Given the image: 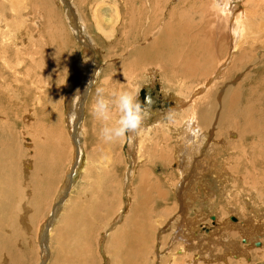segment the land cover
<instances>
[{"label": "bare ground", "instance_id": "bare-ground-1", "mask_svg": "<svg viewBox=\"0 0 264 264\" xmlns=\"http://www.w3.org/2000/svg\"><path fill=\"white\" fill-rule=\"evenodd\" d=\"M58 1L60 3V0ZM77 1L75 0L76 4L73 3V0L68 2L71 3L69 8L71 15H74V24L70 23L69 18H66L68 29L77 37L80 48H82V60L71 64L74 68L67 78L68 88L72 95H75L73 99L71 95L69 96L68 111L65 109L66 122L69 124L70 132L60 131L61 133H57L61 134L60 138L56 137L58 139L50 140L55 134L51 130L49 132V129L45 127L47 119L44 117L39 129L31 128L33 137L31 140L38 150L35 161L37 163L28 160L27 149L25 150L24 146L21 145L22 143L20 144V137L25 136L23 132L20 133V129L23 125L29 126L28 122H31L32 125V121L29 119L35 121L37 117L32 113L30 116L23 109L20 114L13 113L14 109L9 110L8 108L15 101V98L8 93L7 95H0V105L1 103L4 105L0 108V114L3 118L0 120V264H21V255H17L20 250L18 246L20 247L25 239L29 240L27 234L30 231L34 233L35 239H37L41 224L51 214L52 222L58 221L56 226L50 229V216L42 228V234L46 233L44 240L46 242L41 246L43 258L40 264H45L46 258L51 256L50 252L52 256L55 253L57 257L55 264H88L89 260L92 262L90 242L87 244L88 247L81 245L82 236L84 237L86 233H83L84 229L77 232L75 230L74 234L80 236V239H76L77 241L73 238V241L67 242V238L65 242L63 238L65 232L70 233L72 231L71 229L75 226L77 219H80V215H83L84 212L85 215L92 218L93 211L80 210V203L83 201L81 194L85 189L79 190V186L84 179L83 183L88 188L92 183L91 179L94 183L101 173L99 171L98 174L97 169L96 175L90 174L89 167L93 166L94 159L91 155H86L83 134L84 122L80 121L83 115L81 110L78 112L76 109L80 102L83 104L87 93L90 91L89 97L92 91L91 85H95L98 81L103 66L100 64L97 71L96 69L93 70V54L98 55L97 51L101 54V51L95 46L86 30L87 25L84 22L87 19L85 15L77 12V8L86 11L84 8L87 9L89 6L91 10L93 9V16L90 15L93 17L92 20H96L95 29L101 33H105L106 26H109L108 14H105L106 9L112 11L109 18L113 20V29L120 37L119 44H122L124 51L126 49L124 63L121 62L123 63L122 67L125 68L124 74L129 76L130 81L140 79L138 73L146 71L148 68L149 83L156 86L157 81L160 82L163 95H175L173 97L176 98L175 101L180 107L182 103L187 104L188 102V100L187 102L181 101L180 96H188L190 86L193 87L194 84L198 83L199 85V82H204L203 84L200 83L201 86L194 88L197 89L196 94H194L197 96L190 101L192 102V114L190 116H187L188 112L186 111V113L173 111L167 116L164 113L165 118L159 117V120L162 119L161 122H165L168 117L170 120H174L155 129L153 124L148 125L144 119L136 117L138 113L135 114L136 120L132 134L138 136V140L136 139L135 154L133 153L134 155L131 156V158L134 157L133 170H130L132 173L129 176L128 188L125 189L123 186L120 189L119 202L120 198L121 202L116 201L120 204L119 206L123 205L126 211H122V208L118 207L120 208L117 212L118 215L112 219L110 224H106L105 229L103 228L99 233L101 236L102 233L110 231L103 235L106 238L109 234L108 240H106L109 251L105 253V255L109 254L110 256L109 258L106 256L107 264H112V261L113 264H157V262L159 264H257V261H262L264 264V109L259 105L250 104L251 91L257 88L254 86L252 90L247 87V90L244 88L249 94L244 93L243 95L242 93L244 97L249 96L245 101L240 94L243 91L242 83L234 85L231 79L233 74L241 77L248 72L246 65L251 68L250 64L253 65L255 62L257 48L259 50L261 48V40L264 43V22L260 19V21L258 20L260 24L257 23V17L253 13L256 8L253 9L249 4L254 0H110L109 5H105L102 0H93L92 4H90L92 0ZM255 1L261 2L258 4L254 2L255 7L264 8V0ZM239 2L243 3L245 13H236L241 9ZM2 3L6 6L5 1L0 2V36L4 34L3 29L7 28L11 44L12 42V45L16 44L14 45V52L16 55H20L25 49L26 42L35 41L32 36L35 34L29 31L31 28L26 31L28 25V23L24 24L27 22L26 20H23V25L16 27V29L12 28L10 26L12 23L8 22L5 13H3L5 6ZM11 4L13 5L12 1ZM73 4L76 5V9H74ZM262 14L264 13L262 12ZM201 17L204 18L201 19ZM116 20L120 22L119 25L118 22H115ZM89 26L93 27L92 24L88 23ZM120 32L123 34L120 35ZM40 45L43 46V44ZM4 52L3 43H0V66L3 64V68L4 65L5 67L9 65L5 63L6 61L4 62V58L1 60L2 57H5V55L3 56ZM34 52V49L33 51L28 50L29 59L35 60ZM199 52H203V54H199ZM248 56L250 58L246 64H240L244 63ZM207 58L208 60L216 59L215 63L212 61L215 64H213L215 69L211 72L209 70L212 67L205 65L207 64L206 61L208 62ZM103 63L105 66L104 61ZM257 63H260V60ZM180 64L182 66H178ZM199 65L202 67L204 65L207 69L203 67L204 69L200 68L201 70L195 72L196 66L201 67ZM9 67L11 71V66L9 65ZM108 68L110 69V67ZM2 73L0 69V76ZM258 86L256 84L255 87ZM6 88L4 89L6 90ZM142 93H144V104L151 105L152 103V98L147 96L145 90H142L139 96H136L135 101V105L141 110L144 104L140 106L141 104L137 100ZM32 106L34 108L33 103ZM104 110L101 109V112ZM101 112L100 114H102ZM107 113H109L112 122L114 118L111 115L115 113ZM175 114L178 115L173 117ZM115 117L116 119L120 117V119L114 120V124L108 122L112 125L108 126L107 136L118 133L119 141V132L121 131L123 144L125 142L123 135L125 118L123 113ZM179 118H183V120L181 121ZM152 128L155 129L154 133ZM27 129L24 130L27 131ZM48 134L49 136L52 135L49 138L50 142H46ZM64 134L67 135L64 137ZM63 138H66L64 139L65 142ZM128 139L130 140L129 137ZM25 141L28 144L30 137L29 140ZM131 145L133 144L131 143ZM50 147L54 149L53 152L48 151ZM66 149L69 151L68 154H71V158H69L67 167L62 169V180L58 183L53 176L51 178L48 168L50 166L52 168L50 164L55 158L60 160ZM48 153L51 154L48 155ZM84 155L87 156L88 161L82 171L83 178L80 179L79 184L78 182L75 184L74 181V175L77 176L79 170H76L75 174L73 171L70 172L66 187L60 188V198L57 199L56 203L50 201L52 195L59 189L61 181L65 179L73 159L77 161L75 166L82 165ZM111 158L112 150L109 147L103 158L106 163L101 168V170L106 171V178L111 177V171L108 168L114 163ZM118 158L124 167L121 154ZM201 158L203 159L200 161ZM61 161H58L60 167ZM58 162H56L57 165ZM153 163H159L158 166L162 170L167 169L166 166L168 165H179L178 171L176 170L178 175H174L175 172L171 173V171V176H167V185L165 186L166 183L160 182V189L158 192L156 191L157 195L153 197L152 201L143 199L142 202H138L136 199L140 197V194L142 197L149 189V185H147L148 176H150L148 170ZM75 166L73 165L74 168ZM137 167L139 168L136 175ZM118 169L121 168L118 167ZM47 170L48 172H46ZM151 171L153 172L154 169ZM44 174L47 176L42 181L39 175ZM113 175L115 176V174ZM135 175L136 178H134ZM134 179L139 180V186L136 185L139 193H132L135 187L133 186ZM204 191L206 192L204 193ZM122 196L125 198L123 204ZM134 200L137 201L135 207L133 206ZM45 202H48L46 205L47 207L49 205V208L48 211L45 208V214L39 225L37 223L35 228H32L31 225L28 226L26 219L31 222L32 213ZM154 210L159 214L158 221L156 224L154 223L156 226H152L150 221L148 222L151 212ZM121 211L122 214L125 213L123 217H121ZM210 220L211 223H209ZM145 223L149 224L146 225ZM113 224L114 226H112ZM82 226L88 225L83 222ZM107 229L108 231H106ZM161 229H163V233L158 239L157 235ZM47 241L50 243L49 249L47 248ZM257 243H259V247H256ZM35 244L34 253L37 252L38 260L36 259L34 264H39L40 250H37L36 241ZM78 247L79 251L77 250ZM182 258L183 260H181ZM250 261L253 262L250 263ZM91 262L89 264L95 261ZM100 262L101 260L98 263L100 264ZM47 264H53L52 260H49Z\"/></svg>", "mask_w": 264, "mask_h": 264}, {"label": "rangeland", "instance_id": "rangeland-1", "mask_svg": "<svg viewBox=\"0 0 264 264\" xmlns=\"http://www.w3.org/2000/svg\"><path fill=\"white\" fill-rule=\"evenodd\" d=\"M2 1H5V3H6V6L4 3H2L5 6L3 13H5L8 22L12 23V24H10V26L12 28L16 29V27L23 25V23H24L23 20H26L27 22L24 23V24L28 23L26 31L31 28L29 31L31 33L37 35V36L32 35L35 38V41L26 42V44H25L26 46L24 49L25 51L23 50L22 51L23 54L21 53L20 55H16L14 52L15 51L14 45H16V44L12 45L13 42L11 44V41L8 37L9 31L7 28L3 29L4 34H2L0 36L1 37L0 43L1 44L3 43V47H4V51H5L3 53V56L5 55V57H2L1 60L4 58L3 59L4 62L6 61L5 63H8L11 66V71L13 72L12 73L10 71L9 65H7L6 67L4 65V68H3V64H1L2 66H0V69L3 73L1 74L2 78L0 76V80H1L0 81V86H1L0 87V95H7V93H8V95H12L15 98V101L11 103V106L9 108L7 107L9 110L14 109L13 113L17 112L20 114V111H22V109H23V110L27 111V113H29L30 116L32 113V115L35 114V117H37V120L35 119V121H33V119L32 120L29 119L30 121H32V125H31V122L30 123L28 122L29 126L23 125L24 128L22 127V129H20V133L23 132L25 135L24 137H23V135L20 137V140H21L20 144L22 143L21 145L24 146L25 150L27 149V152H28V153L26 152L27 159L30 161L33 160L32 162L37 163L35 161H36V153H38V150H37V148L34 147V144H33L34 142L32 143L33 140H31V138L33 139V137H32L31 131H32V129L37 130L40 128V126H41L40 124H42V122L44 121V117L47 119V124L45 125V127H47L49 129V132L51 130L55 134V136H52V135L49 136V134H48L47 138H46V142H50L51 139H53V140L58 139L56 137L60 138L61 134L60 135L57 134V133H61L60 131H64V133L70 132L69 131L70 127H68L69 124L66 122L67 118H66L65 109L68 111L67 104L69 102V96L71 95V98L73 99L75 97V95L74 94L72 95V92L68 88L69 86H68L67 78H68V75L70 74V71L74 68L73 65H71V64L74 62H77L81 59L82 48H80L81 46L79 45L80 43L77 41L78 40L77 37L71 33L70 29H68L69 27H68L66 18L67 19L69 18L68 20L71 21L70 23L74 24L73 23V16L74 15H71V10L69 8V6H71V3H69L67 5H65V3H64L65 1L69 2V0H60V3L58 0H1L0 2H2ZM11 1H12L13 5H15V6H13L11 4ZM102 2H104L105 5H109L111 3L110 0H106V1L102 0ZM254 2L256 4H258V2H260V1L257 2L254 0L251 3H249L250 7H252L253 9L256 8L255 11L253 10V13L257 17V23L260 21V19L263 20V22H264V14H262V12L264 13V10H263L264 8L262 9V7H255ZM73 3H75V0H73ZM77 3H78V1H77ZM92 3H93V0L90 2V4H92ZM75 4H73V6H75L74 9L77 8ZM239 4H240L239 6L241 9L236 11V13L237 14L238 13H245L244 12L245 9L243 8V3L239 2ZM78 5H79V3H78ZM0 6H1V4H0ZM37 7H39V8H37ZM259 8H261V10H259ZM84 9L86 11H84L82 9L78 10V8H77V12L79 14L81 13L82 15H85V18L87 19L84 22L87 25L86 30L88 31L92 41H94L95 46L97 48H99L101 51V54H99L98 51H97L98 55L93 54L94 63L92 66L94 67V69L93 68L92 69L93 70L96 69V71H97L100 67V64L103 66L101 69L102 72L100 73L99 78H98L99 82L97 81L95 85H91L92 91H91L89 97H88V93L90 91L87 93L86 99L83 102V104L80 102V104L77 105L76 109L78 112H81L82 108H83V113L81 112L83 115V116H81V118L82 117L83 118L80 121L84 122L83 134H84L85 145H86L85 151H86V155L87 154L91 155V157H93V159H94L93 166L89 167L90 174L96 175L97 169H98V171H97L98 174H99V171L101 173L99 175L97 174L98 176H97L94 183H93V179L90 178L92 183L88 188H86V184L83 183L84 179L82 180V183L79 186L80 187L79 190L85 189V191L81 194V197H82L81 199L83 201H82V203H80V210L93 211V213L91 214V215H93L92 218H91V216L85 215V212H84L83 215H80V219L78 218L76 223H75V226H77L76 229H74L75 228V226H74L73 229H71L73 232L72 231L70 233L65 232L63 234V238L65 239L64 240L65 242L67 240H68L67 242H70V241H73L74 239H75V241H77L76 239H80L79 238L80 236H79V234H74L75 230L77 232V231H81L84 229L83 233H85V232L86 233H85L84 237L82 236L83 239H82L81 245L83 244V245L87 246V244L90 242V248H91L90 254H91V257L93 258L92 262L95 261V262H93L94 264H99L98 262L101 260L100 264H107L106 256L108 258L110 256H109V254L105 255V253L109 251L108 250L109 248L107 247L108 243L106 241V240H108L109 234H107L106 238H104L103 235L105 233H109L110 231L102 233L101 236H99L100 235L99 233L101 230H103L104 226L106 227V224L107 225L110 224L112 219L118 215V213H117L118 209L122 208V211H126V209H124L123 205L119 206L120 205L119 203L121 202V198H120V202H119V195H120V189H122L123 186H125V189L128 188L129 183H130L129 176L132 173V171L130 173V170H133L132 168H133V164H134V157L131 158V156H133L135 154L136 139L138 137V136L132 134L133 133L132 131L134 130L135 120H136L135 114L138 113V114H136L137 115L136 117H138V119H144L145 122L148 123V125L153 124L152 126H153V128L155 127V129L158 128L159 126H161V127L165 126L167 124L166 122H168V121L172 122L174 120V119L170 120V117H168L167 118L168 120L166 119L165 122H161L163 118H165L168 114H170V112H173V111H175V112L177 111L176 113L188 112L187 116H190L192 114V110H191L192 109V102H190V101H192V99H194V97L197 96V95H194L197 92V89H194V88H197V86L198 87L201 86L200 83L203 84L204 82L203 83L199 82V85H198V83L194 84L195 86H193V87L190 86L191 89L188 88V89H190L189 90L190 93L188 92L189 93L188 96H185V97L182 95L180 96L181 101L187 102V100H188V102H189V103L187 102V104L182 103V106L180 107L177 104V102L175 101L176 98L173 97L175 95H167V96L165 94L163 95V92H161L162 87H161L160 82L157 81L156 86L153 85V83H151V84L149 83V77H147L148 70H149L148 68L146 71L138 73V75H140V79H137L135 81H130L129 76L127 77L124 74L125 68L122 67L123 63H124L123 61L125 59L124 56L126 53L125 52L126 49L124 48L125 49V51H124L122 48L123 47L122 44L121 45L119 44L120 37L118 36V34L115 33V31L113 29V26H114V23H112L113 20H110V18H109V17H111L110 15L112 14V11L106 9L105 14L106 15L108 14L109 26H106L105 33H103V32L101 33L99 31H97V29H95L94 25L96 24V20L95 21L92 20L93 17H91V16H93L92 15L93 9L91 10L90 6L87 9L86 8H84ZM11 10L13 11V13L11 12ZM7 11H8V13H7ZM256 13H258V14H256ZM203 18L204 17H201V19H203ZM75 21H76V19H75ZM14 22H15V24H14ZM87 22L89 24H92L93 27L92 26L88 27ZM115 22L117 23L118 21L116 20ZM53 24H55V25H53ZM117 24L119 25L120 22H118ZM259 24H260V22H259ZM10 34H11V32H10ZM119 34L122 35L123 33L120 32ZM13 38H14V36H13ZM42 40H43V42H42ZM12 41H13V39H12ZM262 41L263 40H261V42H260L262 49L260 48V50H259V48H257L258 52L255 53L256 55L254 58V60H255L254 64L253 65L250 64L251 68L249 65L248 66L246 65L248 72L243 74L241 77H237L238 76L237 74H233L231 79H232V82L234 85L242 83V86H243L242 90L243 91H241L240 94H241V97H243L245 101L249 96L244 97V96H242V93H243V95H244V93L248 94L246 91L247 88H250L251 90H252L253 86H254V88H257L256 90L254 89L251 91L252 96L250 97L249 101L251 100L250 104H255L256 106L259 105V107L264 109V81H262V80H264V79H262V78H264V67H263L264 66V60H263L264 59V57H263L264 56V46L262 47V45H264V43ZM18 44L20 45L21 43H18ZM40 44H43V46H41ZM60 45H61V47H60ZM28 46H29V49H28ZM30 46H32V47H30ZM33 49L35 51L33 54L36 55L35 60L29 59V56H28V50L33 51ZM39 52H40V54H38ZM199 54H203V52L202 53L199 52ZM261 55H262V57H261ZM6 57H8V58H6ZM102 58H103V61L105 62V66L107 65L106 67L104 66ZM106 58H107V60H106ZM249 58L250 57L248 56L246 58V60L244 61V63H240V64H246V61L249 60ZM207 60H208V58H207ZM259 60H260V63H257ZM30 61H31V63H30ZM212 61L215 63L216 59H214V58L212 60L209 59L208 62L206 61L207 64H205V65H207V67H209V66L212 67V69L209 70L210 72L213 69H215V67H214L215 64ZM16 63H18V64H16ZM37 63H39V64H37ZM211 64L212 65L214 64V65L212 66ZM14 66H15V68H17L16 70H15ZM95 66H96V68H95ZM178 66H182V64H180ZM199 66H201V67H197V66L195 67L196 68L195 72H197L196 70H201L204 68L207 69L204 65H203L204 68L202 67V65H199ZM97 67H98V69H97ZM108 67H110V69ZM104 68H106V69H104ZM8 69H9V71H8ZM92 69L90 70V72L92 71ZM202 72H203V70H202ZM26 73H28V74H26ZM86 73L88 75L89 69L87 70ZM11 74H14V75H11ZM15 74H17V75H15ZM249 74H250V76H249ZM252 74H254V75H252ZM3 75H4V77H3ZM13 76L15 79L13 78ZM125 78H126V80H125ZM3 82H4V85H3ZM260 82H262V83H260ZM8 84L10 87L8 86ZM119 84H120V86H119ZM256 84H257V86L259 85L258 86L259 88L255 87ZM117 86H118V88H117ZM261 87H262V89H261ZM4 88H6V90ZM8 88L12 90V91L10 90L11 94H10V91ZM36 88H37V90H35ZM90 90H91V88H90ZM142 90H145L147 96L152 98V103H151V105H148L146 103L147 105L145 104L141 110V108H139L135 105V101H136L137 97L139 96V94ZM136 92L138 95L136 94ZM41 93H43V94H41ZM184 99H186V100H184ZM41 100H43V101H41ZM44 101H45V103H44ZM32 103L34 105V108L32 106ZM2 106H4V105L1 103L0 108ZM17 106H18V108H17ZM95 108H98V109L96 110ZM101 109L102 110L105 109V110L101 112ZM137 110H138V112H137ZM98 111H100L102 114H100V112H98ZM107 112H114L115 113V114L111 115V116H113L115 121L117 119H120V117H117V119H116L115 116L116 115L119 116L121 113H123L124 118H125L124 119L125 120L124 121L125 128L123 130V135H124V138H125L124 140L126 143L124 142L122 144V132L121 131L119 132V136H120L119 141H118V137H117L118 133L113 134V135L110 134L109 136H107L108 135V126L110 127L112 125L110 123H109L110 125L108 124L109 121L111 122V119L109 117L110 116L109 113H107ZM150 112H151V114H150ZM139 113H140V115H139ZM164 113L166 114V116H163V115H165ZM177 115L178 114H175V115H173V117H176ZM101 116L103 119L101 118ZM149 116H151L152 118ZM160 116H162V117H160ZM0 117H1L0 120L3 119L1 114H0ZM159 117L162 119L159 120ZM183 118H179V119L182 121ZM105 120H108V121L104 122ZM114 120L111 123L114 124L115 123ZM34 127H36V128H34ZM25 128L29 129V130L27 129L28 132L24 130ZM57 128H58V130H57ZM153 128H152V130H153ZM79 129H81L80 126H79ZM129 129H131V130H129ZM155 129L153 130V133H154ZM27 133H29V134H27ZM128 133H129V135H128ZM66 135L67 134H64V137ZM110 136H111V138H110ZM29 137H30V141L27 144L25 140H29ZM34 137L35 138L37 137L35 133H34ZM128 137L130 138V140L128 139ZM154 137H155V134H154ZM49 138H50V140H49ZM64 139H66V138H63V140ZM72 140H73V138H72ZM132 140H134V141H132ZM128 141H129V143H128ZM64 142H65V140H64ZM131 143L134 146L131 145ZM127 144H129L131 146L128 145L129 146L128 147ZM109 147L112 150V158L111 159L114 163H113V165L108 167V168H110L109 170L111 171L110 172L111 177L106 178L107 173L105 170H101V168H103L102 166H104L106 163V162H104L105 159H103V158L105 157L107 148H109ZM50 148H48V151L53 152L54 149H52V147H50ZM64 152H63L64 155L62 153V157L60 158V160L58 158L57 159L55 158L53 160V162L50 164V165H52V168H51V166L48 168L49 172H48V170L46 171V172L51 174V178L53 176L55 178V180L57 179L56 182H58V183H60L59 181L62 180L63 170L67 167V165L69 164V161H70L69 158H71V154H68L69 151H67V149ZM66 152H67V154H66ZM29 153H31V154H29ZM89 153H91V154H89ZM33 154L35 155V157ZM50 154L51 153H48V155H50ZM119 154H121V156L124 160V164H125L124 167H122L121 161L118 158ZM128 154H131V155H128ZM86 155H84V160H83L82 165L78 164L77 166H75L77 161L76 160L74 161V159H73V161L71 163L72 166L71 165L69 166L68 171H67L68 173H66V176L64 177L65 179L63 181H61V185L59 186V189L57 191H55L56 193H54L52 195L50 201L52 200L54 203H56L57 199L60 198V194H61L60 192H61V189L63 188L62 186H64V188L66 187L70 172L73 171L75 174V171L79 170L78 171L79 173L77 174V176H76V174L74 175L75 184H76V182H78V184H79L80 179L83 178L82 171L85 169L86 162L88 161L87 160L88 155L87 156ZM101 155H103L104 157ZM114 155H115V157H114ZM203 158H201L200 161ZM65 159L67 160L66 162H65ZM58 161H61V164H62L61 167H60V164ZM56 162H58V165ZM64 164H65V166H64ZM141 164L143 165V162ZM141 164H140V166H142ZM73 165L75 166V168L73 167ZM130 165H132V166H130ZM158 165H160V164L159 163H153L151 165L152 167L150 169L151 170L154 169V171L152 172L150 169L148 170V172H149L148 174L150 176H148L147 185H149V187H148L149 189L147 188L148 190H146V192H145V195L147 193L146 196L142 195V197H144V198H142L141 194H140V197L138 199H136V200H138V202H142L143 199L144 200L149 199V202L152 201L154 199L153 197H155L157 195V192L160 189V186H161L160 182L164 183V184L166 183L165 184V186H166L167 185V179H168L167 176L170 177L171 173H173V172H175L174 175H178V173H176V172L179 169V165L178 166L168 165V166H166L167 169H164V170H162V168H160V166H158ZM55 167L58 169H56ZM118 167H120L121 169H118ZM138 168L139 167L136 168V175L138 172ZM52 169H53V171H52ZM59 169H60V171H59ZM126 171L128 172V175H127ZM179 173H180V171H179ZM199 173H200V171H199ZM113 174H115V176ZM136 175L134 176V178H136ZM46 176L47 175H45V174L39 175V177L41 178L42 181L45 180ZM124 178L127 180V182ZM155 178H157L156 181H155ZM124 180H125V183L123 185ZM164 180H165V182H164ZM50 181H51V179H50ZM156 182H157V184H156ZM138 184H139V180L134 179L133 186H135V187L133 190L134 192L132 191V193H139V191H137V189H138L137 186H139ZM154 184H155V187H154ZM93 185H95V186H93ZM154 189H156V190H154ZM205 192L206 191H204V193ZM148 193H149V195H148ZM122 194H123V190H122ZM56 196H57V198H56ZM123 196H124V194H123ZM123 196H122V204L125 200V198ZM107 199H108V201H107ZM136 200H134V202H133L134 207L137 205V203H135V202H137ZM50 201H49V204H50ZM116 201H118L119 203H117ZM146 201H148V200H146ZM47 203L48 202H45V204L44 203L41 204L39 206V209L36 210L34 213H32L31 222H28L26 219L28 226L31 225L32 228H35L37 223L39 225L41 218L45 214V208L48 211L49 205L47 207V205H46ZM54 203H53V206H54ZM108 203H109V205H108ZM148 205H149V203H148ZM221 205H223V202H221ZM118 207H120V208H118ZM47 211H46V213H47ZM122 211L120 213L122 215L121 217H123V215L125 214V213L122 214ZM158 212H159V208H158ZM158 215L159 214L156 212V210H154V212L153 211L151 212V215H150V218L148 219V222L150 221L149 223L152 226H156V225H154V223L156 224V222L158 221V219H159ZM111 216H113V217H111ZM49 217L51 218L50 219V222H51L50 229H52L56 226L58 220H54L52 222V214L49 215L48 218ZM48 218H46L45 222H43L41 224L40 229H39V235L37 236V239H35L34 233H32V231H30L27 234L29 240L25 239L20 244V247L18 246V248H20V250L17 252V255L18 254H19L18 256L21 255V259H22L21 264H34V261L36 259L38 260L37 252L34 253V249L36 250L35 241L37 242V250H40L39 251V256H40L39 264L42 262L43 250H42L41 246L43 245V243L46 242V241H44L46 239V233L42 234V228L45 225V223L47 222ZM233 218H236V217H233ZM83 222H85V224L87 223L88 226H86V227L82 226ZM90 223H92L91 226H90ZM149 223H145V224L147 225ZM209 223H211V220L209 221ZM212 223H213V221H212ZM21 225H22V223H21ZM99 226H101V227H99ZM112 226H114V224ZM78 228H79V230H78ZM161 230H162V232H160ZM161 230L159 231V234L157 235L158 239L161 238L160 235L163 233V229H161ZM106 231H108V229ZM2 235H3V232H2ZM263 238H264V235H263ZM104 239H105V241H102ZM83 241H85V242H83ZM254 241H256V240H254ZM49 244L50 243H48V241H47V248L48 249H49ZM104 245H106V246H104ZM77 250L79 251V247L77 248ZM50 255L51 256H48L46 258L45 264H47L49 262V260H52L53 264H55V262H56L55 260H57L55 253L52 256V254L50 252ZM97 257H99V258H97ZM252 259H253V257H252ZM181 260H183V258ZM90 262H91V260H89L88 264ZM251 262H253V261H250V263ZM112 264H113V261H112ZM157 264H159V262H157ZM257 264H262V261L261 262L257 261Z\"/></svg>", "mask_w": 264, "mask_h": 264}, {"label": "water", "instance_id": "water-1", "mask_svg": "<svg viewBox=\"0 0 264 264\" xmlns=\"http://www.w3.org/2000/svg\"><path fill=\"white\" fill-rule=\"evenodd\" d=\"M64 3H65V5L69 4L68 1H65ZM143 95H144V93H142V94H141V97H139V99L137 100V102H138L139 104H141L140 106H142V105L144 104V96H143ZM139 104H138V105H139ZM144 105H145V104H144ZM82 113H83V109H82ZM82 118H83V117H82ZM41 242H42V241H41ZM43 244H45V243H43ZM256 247H259V243L256 244Z\"/></svg>", "mask_w": 264, "mask_h": 264}]
</instances>
